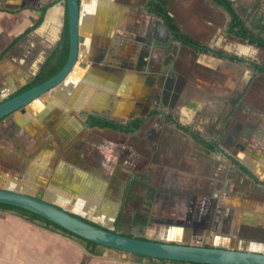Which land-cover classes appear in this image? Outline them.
Returning a JSON list of instances; mask_svg holds the SVG:
<instances>
[{"label": "crops", "instance_id": "obj_1", "mask_svg": "<svg viewBox=\"0 0 264 264\" xmlns=\"http://www.w3.org/2000/svg\"><path fill=\"white\" fill-rule=\"evenodd\" d=\"M151 1L81 0L72 71L44 103L0 120V185L73 202L80 217L110 229L121 220L122 235L136 227L144 239L262 252L264 68L244 58L263 61L264 51L230 33L231 15L213 0H167L176 27L199 47L177 39ZM230 1L264 39V0ZM64 3L0 0V53L33 28L0 59V102L58 47ZM0 212V254L9 241L26 251L15 255L12 245L16 264H174L105 247L96 255Z\"/></svg>", "mask_w": 264, "mask_h": 264}, {"label": "water", "instance_id": "obj_2", "mask_svg": "<svg viewBox=\"0 0 264 264\" xmlns=\"http://www.w3.org/2000/svg\"><path fill=\"white\" fill-rule=\"evenodd\" d=\"M81 0H65L64 7L69 38L67 60L61 70L51 78L0 102V120L16 111H24L25 106L36 99L45 102L44 95H53L74 68L79 50V7ZM248 43V39L245 40ZM249 59V57H247ZM245 61V60H244ZM0 185V204L10 205L29 211L46 219L71 234L95 243L135 256H144L188 264H264V251L257 252L240 247L215 245L209 239L205 243L200 238L191 243H177L142 239L137 228L127 237L113 229L83 219L73 211L74 203L58 204L46 201L40 194H28L19 188ZM227 187L225 186L224 191Z\"/></svg>", "mask_w": 264, "mask_h": 264}, {"label": "trees", "instance_id": "obj_3", "mask_svg": "<svg viewBox=\"0 0 264 264\" xmlns=\"http://www.w3.org/2000/svg\"><path fill=\"white\" fill-rule=\"evenodd\" d=\"M215 3L218 5L222 6L230 15H231V22L229 24V31L232 33L234 36L246 40L248 39V42L252 45H256L258 48H261L264 50V39L254 35L249 29H247L242 22V20L239 18V16L236 14L232 2L230 0H213ZM167 0H157V1H151L150 6L153 8L155 12H157L162 18L165 20L166 24L168 25L170 31L174 34V36L179 39L182 43L188 44L191 46H196L199 47V43L196 41L192 40L191 38L187 37L183 33L179 31V29L176 27L174 23V18H172L167 11ZM42 15L43 12L41 13V16L39 20L37 21L36 25L40 24L42 21ZM33 28L27 29L23 34L19 35L18 37L14 38L13 41H11L5 49L0 53V59L12 48L14 44L17 43L18 40H20L24 35H26L29 31H31ZM68 50H69V38H68V32H67V21L65 19V24H64V29L61 35V40L58 45V47L51 53V55L47 58V60L44 62L42 65L41 69L39 72L36 74V76L33 78L32 81H30L26 86L21 88L19 91H17L15 94L11 95V97L26 91L27 89H30L39 83L51 78L54 76L56 73H58L61 68L64 66L67 56H68ZM216 55L219 56H225L221 52H216ZM264 68L259 67V69ZM102 127H112L111 124L109 123H100L99 124ZM0 210L1 211H8L17 214L18 216L33 222L37 225H40L44 228L50 229L52 231L58 232L64 236H67L69 238L75 239L78 242H80L84 248L91 253H94L96 255L101 254V249L104 248L102 246H99L95 243H92L90 241H87L85 239H82L80 237H77L70 232L58 227L57 225L53 224L52 222L43 219L39 217L38 215L31 213L29 211L23 210L21 208H17L14 206L10 205H5V204H0ZM122 221L118 220L116 222V225L121 224ZM127 237H131V234H123ZM144 239V238H142ZM138 261H141L142 259H147V260H152V261H158L159 263H174V264H185V263H180V262H174V261H167V260H161V259H153V258H148L144 256H137Z\"/></svg>", "mask_w": 264, "mask_h": 264}, {"label": "rangeland", "instance_id": "obj_4", "mask_svg": "<svg viewBox=\"0 0 264 264\" xmlns=\"http://www.w3.org/2000/svg\"><path fill=\"white\" fill-rule=\"evenodd\" d=\"M3 216H4V214L3 213H1L0 212V218H3ZM118 221V220H117ZM116 221V222H117ZM121 221V220H120ZM140 221H142V220H140ZM143 222V221H142ZM20 241V240H19ZM18 241V242H19ZM6 243V242H5ZM14 244H18V246L15 248V250L13 251V253L15 254V255H18L21 251H24V252H26L25 251V249H23L22 247H21V244H19V243H14ZM14 244H11L10 243V241L9 242H7V245H8V248H9V251L8 250H5V251H7V252H3L2 253V255L0 254V260L4 263V264H16L15 262H13L11 259H10V254H11V249H12V245H14ZM81 264H87V262H86V258L82 261V263Z\"/></svg>", "mask_w": 264, "mask_h": 264}, {"label": "flooded vegetation", "instance_id": "obj_5", "mask_svg": "<svg viewBox=\"0 0 264 264\" xmlns=\"http://www.w3.org/2000/svg\"><path fill=\"white\" fill-rule=\"evenodd\" d=\"M263 51H264V50H263ZM244 59H245V61L249 62L248 65H250V64L252 65L251 68H253V67H254V68L263 67L264 59H263V61H261V60H260V61H257V60H256V61H253L252 59H251V60H250V59H247V57H245ZM225 183H227V182H226V179L224 180V185L227 186V184H225ZM261 185H263V184H261ZM237 187H238V186H237ZM226 189H227V188H226ZM39 194L41 195V197H43L42 193H39ZM113 230H114L115 232H119V231H121V230H119V229L116 228V224H115Z\"/></svg>", "mask_w": 264, "mask_h": 264}, {"label": "built area", "instance_id": "obj_6", "mask_svg": "<svg viewBox=\"0 0 264 264\" xmlns=\"http://www.w3.org/2000/svg\"><path fill=\"white\" fill-rule=\"evenodd\" d=\"M185 264H188V263H185Z\"/></svg>", "mask_w": 264, "mask_h": 264}]
</instances>
